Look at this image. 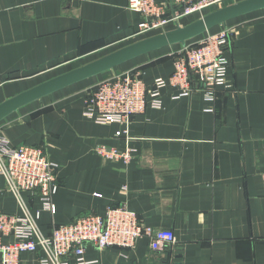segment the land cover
I'll use <instances>...</instances> for the list:
<instances>
[{"label":"crops","instance_id":"crops-1","mask_svg":"<svg viewBox=\"0 0 264 264\" xmlns=\"http://www.w3.org/2000/svg\"><path fill=\"white\" fill-rule=\"evenodd\" d=\"M242 1L228 0L219 9ZM128 4L129 0H0V105L148 38L136 36L141 17ZM200 17L180 23L186 26ZM223 31L230 32L226 55L232 88L217 87L214 101L198 86L191 96L182 97L179 89L168 86L161 91V108L149 104L129 126L100 125L84 114V91L112 70L29 104L0 122V137L11 147H41L59 167L55 214L43 209L38 196L21 193L33 216L41 212L38 225L44 234L90 214L103 216L109 207L125 206L144 225L173 235L176 244L160 253L146 238L134 249L88 245L87 261L264 264V9L209 32ZM180 47L144 55L115 70L141 71L151 89L157 79H170L175 71L170 55ZM99 145L132 149L134 158L129 164L107 161L96 154ZM0 185V212L23 215L4 179ZM23 260L35 264L34 255L24 254Z\"/></svg>","mask_w":264,"mask_h":264},{"label":"built area","instance_id":"built-area-1","mask_svg":"<svg viewBox=\"0 0 264 264\" xmlns=\"http://www.w3.org/2000/svg\"><path fill=\"white\" fill-rule=\"evenodd\" d=\"M226 1L129 0L128 7L141 17L136 36H142L179 24L188 17L203 16ZM229 37V31L216 35L207 32L196 43L182 46L170 55L174 56L175 65L170 79H157L151 89L141 71L111 74L84 91L85 116L100 125L129 126L134 117L145 113L149 104L161 108V91L168 86L179 89V97L191 96L198 86L207 100L214 101L217 87L232 88L228 80L230 60L226 55ZM95 151L110 162L129 164L134 158L132 149L121 151L99 145ZM58 168L43 148L11 147L0 137V180H5L6 189L18 198L23 208L21 216L0 212V264H29L23 260L24 254L34 255L35 264H100L86 260V246L94 245L99 250L134 249L140 239L146 238L151 249L160 253L176 244L173 235L144 225L125 206L109 207L103 216L90 214L44 234L38 225L41 212L33 216L25 207L21 193L38 196L43 209L55 214L53 200L59 191Z\"/></svg>","mask_w":264,"mask_h":264},{"label":"water","instance_id":"water-1","mask_svg":"<svg viewBox=\"0 0 264 264\" xmlns=\"http://www.w3.org/2000/svg\"><path fill=\"white\" fill-rule=\"evenodd\" d=\"M263 9L264 0H245L214 11L186 26H178L174 30L119 49L107 56L57 76L5 101L0 105V122L19 109L34 102L42 101L45 97L60 90L115 70L144 55L175 45L185 46L187 42L206 34L217 26L225 25L235 18Z\"/></svg>","mask_w":264,"mask_h":264},{"label":"rangeland","instance_id":"rangeland-1","mask_svg":"<svg viewBox=\"0 0 264 264\" xmlns=\"http://www.w3.org/2000/svg\"><path fill=\"white\" fill-rule=\"evenodd\" d=\"M228 1V0H227ZM224 4H225V2H222V3H220V5H218V7L216 8L217 10H219V7H221V6H224ZM227 7V6H226ZM222 8H225V7H222ZM222 8H220V9H222ZM216 10V11H217ZM211 11V10H210ZM209 10L206 12V13H204L203 14V16L202 17H200V16H198V17H200L199 19H201V18H203V17H205V16H207V15H209L211 12H210ZM210 12V13H209ZM214 12V11H213ZM198 19V20H199ZM197 21V20H196ZM182 23V22H181ZM180 23V24H181ZM182 24H184V23H182ZM181 24V27L182 26H184V25H182ZM170 25H177V24H170ZM180 26V25H179ZM168 27V26H167ZM167 27H165V28H163V29H158V30H156V31H154V32H152L151 34L149 33H147V34H144V35H142V36H139L140 38H143V37H148V38H150V37H153V36H156V35H159V34H162V33H165V32H167L166 31V29H167ZM177 27V26H176ZM213 35H216V34H218V33H212ZM140 38H138V39H140ZM147 39V38H146ZM143 40V39H142ZM198 40V39H197ZM197 41H195V40H192V41H190V42H187L186 44H193V43H196ZM182 47V46H181ZM181 47H180V49H181ZM174 58V56L172 57V59ZM174 60V59H173ZM127 71H131V70H127ZM127 71H122V70H120V69H118V70H114V72L113 73H122V72H127ZM113 73H111V74H113ZM110 74V75H111ZM98 83H99V81H98ZM96 85V84H95ZM94 86V85H93ZM24 146V145H23ZM35 147H37V146H35Z\"/></svg>","mask_w":264,"mask_h":264}]
</instances>
